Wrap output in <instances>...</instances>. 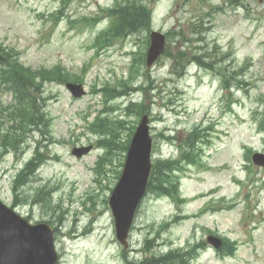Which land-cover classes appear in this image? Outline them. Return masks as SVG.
<instances>
[{
    "label": "rangeland",
    "instance_id": "rangeland-1",
    "mask_svg": "<svg viewBox=\"0 0 264 264\" xmlns=\"http://www.w3.org/2000/svg\"><path fill=\"white\" fill-rule=\"evenodd\" d=\"M112 2L0 0V43L17 48L21 61L33 67H50L60 62L69 70L81 73L87 64L85 84L88 91L105 82L114 83L127 75L131 56L127 53L125 56L126 50L140 46L144 49L138 41V37L144 38V35L119 40L112 47L95 54L96 49L91 44L107 22L103 20L90 26L84 22V18L93 17L101 5ZM242 3L243 6L230 7L225 0H157L152 5L154 29L176 31L190 27L195 21L201 22L204 29L208 28L203 33L205 43L208 46L214 43L219 45L216 58L225 56V61H220L217 68L226 66L230 72L233 69L239 72L237 78L241 82L233 83L231 95H225L219 77L198 66H189L183 76L172 75L171 61L164 57L150 69L153 88L147 94L143 91L112 101L119 108L110 115L131 120L136 119L134 115L120 108L133 98L142 100L146 97L153 108V134L166 132L167 129L171 133L179 131L177 145L197 123L214 127L209 129L211 143L203 145L202 162L210 169L204 171L203 167L190 166L182 178V194L187 197L207 192L213 187L214 198L225 196V200L230 201L228 197L239 194L233 174L237 173L238 178L245 175L241 171L242 166H238L239 160H242L243 146L246 144L264 152V133H258L257 123L260 113L264 111V100H261L264 97V0H242ZM64 4L66 9L62 19L53 18L52 15ZM41 94L46 111L44 129L35 131L29 137L26 151L19 158L11 153L0 161V196L8 204L13 202L12 175L31 158L35 142L41 140V148L50 158L21 189L22 197L26 199L17 203L16 210L31 217L32 221H51L59 228L56 242L62 255L61 264H120L118 259L123 264L122 247L115 239L114 218L106 202L111 194L108 186L114 184V173L104 181L107 186L102 187L94 181L93 171L102 150L95 146L81 159L72 154L75 146L94 144L97 138L85 128L84 116L88 112L91 120L96 110L102 107L101 95L89 92L85 97L75 99L64 84L54 82H47ZM0 98L5 102L12 100L9 93H0ZM120 134L124 139V133L120 131ZM176 153L175 145L170 146L159 139L153 150V158ZM121 158L119 150L112 155L114 164H119ZM253 173L259 180H247L246 191L239 194L245 196L249 192L251 200H235L233 209L211 211L195 219L180 220L161 232V248H186L189 240L196 242L199 241L197 239H204L210 229L233 242L237 241L238 252H235V257H218L214 250L207 248L194 261L195 264H264V223L257 233L259 250L256 253H253L257 249L255 240L241 244L248 237L245 228L253 215L252 208L246 207L247 203L255 208L258 219L264 216V168L255 167ZM44 183H48L51 189L55 188L49 197L55 209L45 200L31 204L38 187ZM76 200H85L88 207L97 208L93 225L85 226L90 214L83 216L85 207L82 201L79 204ZM204 201L203 198L185 203L182 209L186 213H194ZM222 203L221 206L225 202ZM176 208L173 200L148 193L137 214L130 245L139 246L147 236L155 237L157 224L170 219ZM78 214V231L86 234L72 238L68 230L71 225H76L74 216ZM152 223L155 225L152 226ZM85 228L90 231L85 232ZM159 247L155 250H159ZM111 254H116L118 258Z\"/></svg>",
    "mask_w": 264,
    "mask_h": 264
},
{
    "label": "trees",
    "instance_id": "trees-1",
    "mask_svg": "<svg viewBox=\"0 0 264 264\" xmlns=\"http://www.w3.org/2000/svg\"><path fill=\"white\" fill-rule=\"evenodd\" d=\"M150 0H125V5H120L117 8L110 9L109 14L112 18L111 26L108 30V40L116 37L126 36L130 33L146 30L148 31L151 27V10L148 6ZM236 1V0H231ZM201 22H194L189 28L191 33L186 36L185 33L173 34L174 31H170L169 35H179L180 40L191 41V34H201L203 28L200 27ZM201 36V35H200ZM110 37V38H109ZM197 40H202L203 37H198ZM175 42V40H173ZM199 48V47H198ZM13 52V50H9ZM195 51H186L179 50L176 52L174 49L173 52L166 53L173 56L175 61L178 64H182L184 61L194 57L200 64L204 65L206 63V54ZM176 54V55H175ZM175 55V56H174ZM145 52L140 53V58L135 59L139 61L144 59ZM137 65H144L143 62H138ZM1 78L8 85L9 89L15 94V102L10 103L9 105H3L0 101V127L6 125L5 132L0 134V154L7 152L8 150H13L18 152L21 149L23 142H25L28 133L32 130V127L37 125L44 126V117L45 111L43 110V85L47 81H57L65 82L71 80V74L61 66H56L52 68L41 67L37 70L32 69L29 66L22 64L17 57L11 59L7 66L1 69ZM147 79H149L148 71L144 74ZM77 80L76 78H73ZM124 86H127L125 83ZM142 88V86H139ZM107 92L110 95L116 91L113 88H106ZM123 92H120L121 95ZM137 113L139 115L145 112L144 104H137ZM130 109V107L128 108ZM5 119V120H4ZM135 125L133 127L127 126L123 121L116 120L110 121L107 117L97 116L94 122L89 123L90 131H97L103 133V137L99 139L100 145L106 147L107 153L110 155V150L112 147H121L123 150L128 148L130 138L134 131ZM129 130L124 143H121L119 136L121 135L119 131ZM43 158L41 157V152L39 148H36L34 156L25 164L24 168L17 174L14 180V188L17 190L22 184H24L28 179L33 175L37 167L42 163ZM161 161H158L157 165ZM170 162H167V164ZM165 170H171L172 167L166 166ZM167 177H171L170 173L166 175L164 180H167ZM170 179V178H169ZM168 181V180H167ZM162 186V181H160ZM176 186L174 187L175 190ZM39 195L38 197H41ZM234 244L229 243V247H232ZM145 264H174L179 262V264H184L183 257L181 259H176L173 254H168L163 257L154 256L151 259H145Z\"/></svg>",
    "mask_w": 264,
    "mask_h": 264
},
{
    "label": "water",
    "instance_id": "water-1",
    "mask_svg": "<svg viewBox=\"0 0 264 264\" xmlns=\"http://www.w3.org/2000/svg\"><path fill=\"white\" fill-rule=\"evenodd\" d=\"M164 36L152 34V43L148 52V64L151 65L163 51ZM75 95L83 93L82 85L67 84ZM151 151L148 126L144 119L138 127L128 153L125 172L112 199L117 216L118 236L124 240L127 236L136 203L145 190L150 169L149 161L142 170L141 161ZM134 181H141L132 185ZM132 201L128 217L122 223L121 212L127 196ZM118 214V215H117ZM52 232L43 225L32 226L0 202V264H53L55 261Z\"/></svg>",
    "mask_w": 264,
    "mask_h": 264
}]
</instances>
